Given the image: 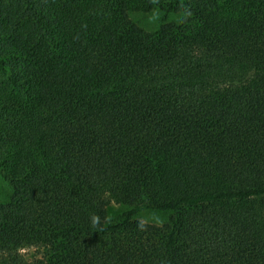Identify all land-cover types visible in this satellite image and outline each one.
I'll list each match as a JSON object with an SVG mask.
<instances>
[{
    "label": "trees",
    "instance_id": "16d2710c",
    "mask_svg": "<svg viewBox=\"0 0 264 264\" xmlns=\"http://www.w3.org/2000/svg\"><path fill=\"white\" fill-rule=\"evenodd\" d=\"M0 176V264H264V0H0Z\"/></svg>",
    "mask_w": 264,
    "mask_h": 264
},
{
    "label": "rangeland",
    "instance_id": "374dc122",
    "mask_svg": "<svg viewBox=\"0 0 264 264\" xmlns=\"http://www.w3.org/2000/svg\"><path fill=\"white\" fill-rule=\"evenodd\" d=\"M175 16H173L172 19H174ZM137 19L141 23L140 25L144 26L147 29H153L157 26L159 22V15L151 14V13H142L137 15ZM11 194V188L6 180H4L0 176V202H3L8 199V197ZM123 210V207L119 204H113L112 207L109 209V213L114 216L121 212ZM139 218L146 222H153L157 224H162L163 222H166L170 218V214L164 213V212H158V211H150V212H142L139 216ZM24 252L27 255H34L35 249H25Z\"/></svg>",
    "mask_w": 264,
    "mask_h": 264
}]
</instances>
